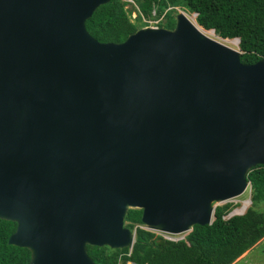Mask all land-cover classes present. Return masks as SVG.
Segmentation results:
<instances>
[{"label": "water", "instance_id": "water-1", "mask_svg": "<svg viewBox=\"0 0 264 264\" xmlns=\"http://www.w3.org/2000/svg\"><path fill=\"white\" fill-rule=\"evenodd\" d=\"M107 1L0 0V218L28 264L131 247L128 208L172 234L210 224L264 165V59L183 13L100 42L85 20Z\"/></svg>", "mask_w": 264, "mask_h": 264}, {"label": "trees", "instance_id": "trees-1", "mask_svg": "<svg viewBox=\"0 0 264 264\" xmlns=\"http://www.w3.org/2000/svg\"><path fill=\"white\" fill-rule=\"evenodd\" d=\"M109 0L98 5L86 18L87 31L100 42H121L146 25L147 16L160 18L158 25L173 28L175 9L180 6L196 12V23L205 30L214 29L221 38L238 37L243 63L264 59V0ZM161 15L164 19H161ZM251 204L242 214L225 215L231 202L217 205L210 224L192 226L182 239L169 240L161 234L140 227V208H128L124 225L135 229L131 248L86 245L95 264H232L243 252L259 243L264 236V165L256 164L247 173ZM261 207V209H257ZM16 223L0 218V264H28L30 250L8 244Z\"/></svg>", "mask_w": 264, "mask_h": 264}, {"label": "clouds", "instance_id": "clouds-1", "mask_svg": "<svg viewBox=\"0 0 264 264\" xmlns=\"http://www.w3.org/2000/svg\"><path fill=\"white\" fill-rule=\"evenodd\" d=\"M129 1L132 3L131 4V6H130V8H132V7H135L136 9L135 10H132L133 12H134V17L136 16V12H137V9H138V7H137V5L135 4V2L133 1V0H128V3H129ZM178 7V8H177ZM166 9H175L177 12H176V14H178V13H183L188 19H190L193 23H195L199 28H201L204 32H205V29H203L202 27H200L197 23H196V21H195V17H196V12H188V11H186L184 8H182V7H180V6H168ZM176 14L174 15V18L176 19ZM187 14L189 15V17H190V15H192V18L190 17H188L187 16ZM153 16H155V10L153 11ZM163 16L161 15V18H162ZM160 20V18H157V20H152V21H150L149 20V22L146 24V25H144V26H152V27H162V26H159L158 25V21ZM174 25H175V23H174ZM143 26V27H144ZM174 27V26H173ZM166 28V27H165ZM170 29H173V28H170ZM207 31H212L213 33H214V36H212V35H210V36H212V37H214V38H216V39H220L221 41L222 40H224V39H232L233 40V38H221V37H216L215 35H217V34H215V32H214V29H209V30H207ZM206 33V32H205ZM207 34V33H206ZM209 35V34H208ZM218 36V35H217ZM234 38H238V37H234ZM237 47H238V43H237ZM238 49H239V47H238ZM240 51V50H239ZM240 53H241V51H240ZM248 191H249V196H248V198H246V199H249V201H250V204H251V197H250V182H249V185H248V187L246 188ZM241 195V194H240ZM240 195H238V196H240ZM237 196V197H238ZM235 198V197H234ZM229 200H231V199H229ZM229 200H227V201H224V202H229ZM245 200V199H244ZM221 203V202H220ZM219 203H217L216 204V206L218 205ZM249 204V205H250ZM242 205V204H241ZM240 205V206H241ZM248 205V206H249ZM215 206V207H216ZM239 206V207H240ZM247 206V207H248ZM232 208L229 210V212L225 215V217H229V216H231V215H234V214H242V213H244V211L246 210H244V211H241V212H234V210L237 208V207H234V206H231ZM246 207V208H247ZM213 216H214V213H213ZM141 220V219H140ZM213 220V219H212ZM142 222V221H141ZM212 222V221H211ZM125 226V225H124ZM127 227V226H126ZM140 227H142V228H146V229H148V230H151V231H154V232H157V233H159V234H161V236H163V237H165V238H167V239H169V240H178V239H182L184 236H185V234L187 233V232H185V233H181V234H172V233H168V232H163V231H160V230H152V229H149V228H147V226H146V224H144L143 222H142V224L140 225ZM192 228V227H191ZM130 229V228H129ZM131 230V229H130ZM191 230V229H190ZM189 230V231H190ZM132 232H134V234H135V229L133 228V230H131ZM188 231V232H189ZM264 238V237H263ZM135 241V240H134ZM134 243V242H133ZM132 247V246H131ZM131 247H129V248H131ZM95 263V262H94ZM126 264H134L132 261H127V263Z\"/></svg>", "mask_w": 264, "mask_h": 264}, {"label": "rangeland", "instance_id": "rangeland-1", "mask_svg": "<svg viewBox=\"0 0 264 264\" xmlns=\"http://www.w3.org/2000/svg\"><path fill=\"white\" fill-rule=\"evenodd\" d=\"M131 4L132 3L129 1V3H127L125 6L127 8H130ZM132 17H134L133 11L131 12V18ZM190 17L192 18V15H190ZM146 19L152 21V20H157V17L147 16ZM161 19H164V18L162 17ZM160 21H162V20H160ZM215 36L219 37L217 35H215ZM227 45H229L235 49H238L237 44H232V43L228 44L227 43ZM248 190L246 189L240 196L232 198L231 200H229V202H231L232 206L239 207L241 205L242 201L244 199L248 198V196H249ZM247 200H249V199H247ZM223 203H225V202H221V203H219V205H221ZM249 204H250V202H249ZM257 209H261V207H257ZM232 264H264V238L261 239V241L259 243L253 245L252 247L247 249L245 252H243L239 257H237V259Z\"/></svg>", "mask_w": 264, "mask_h": 264}, {"label": "bare ground", "instance_id": "bare-ground-1", "mask_svg": "<svg viewBox=\"0 0 264 264\" xmlns=\"http://www.w3.org/2000/svg\"><path fill=\"white\" fill-rule=\"evenodd\" d=\"M187 16L189 17V15L187 14ZM190 18V17H189ZM205 32L207 33V34H209V35H212V36H214V33L212 32V31H207V30H205ZM223 42H225L226 44L228 43H232V44H235L236 43V40H232V39H224V40H222ZM249 200H247V199H245V200H243L242 201V205L240 206V207H237L235 210H234V212H241V211H244L245 210V208L249 205Z\"/></svg>", "mask_w": 264, "mask_h": 264}]
</instances>
